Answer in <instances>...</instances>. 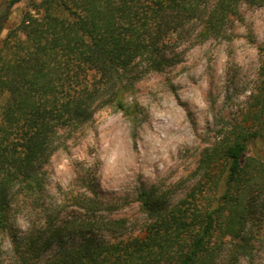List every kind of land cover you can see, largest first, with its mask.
I'll return each mask as SVG.
<instances>
[{"label":"trees","instance_id":"trees-1","mask_svg":"<svg viewBox=\"0 0 264 264\" xmlns=\"http://www.w3.org/2000/svg\"><path fill=\"white\" fill-rule=\"evenodd\" d=\"M25 1L35 4L10 24ZM252 4L264 0H0V232L11 241L0 264H237L250 255L245 234L264 215V84L244 122L205 149L185 198L173 205L155 188L140 193L147 223L138 234L95 216L104 202L90 198L84 231L65 220L20 237L14 206L41 188L63 131L103 106L132 113L137 81L175 63L168 51L190 26L225 37ZM110 228L109 239L97 232Z\"/></svg>","mask_w":264,"mask_h":264},{"label":"rangeland","instance_id":"rangeland-1","mask_svg":"<svg viewBox=\"0 0 264 264\" xmlns=\"http://www.w3.org/2000/svg\"><path fill=\"white\" fill-rule=\"evenodd\" d=\"M34 4L15 6L10 24ZM225 32L205 36L200 24L190 26L168 51L175 63L137 81L131 96L137 109L125 114L103 106L85 125L63 131L42 168L41 188L16 198L17 235H38L65 220L84 228L93 217L90 198L104 202L95 216L125 221L118 231L138 234L147 223L139 197L144 189L155 188L173 205L185 198L200 182L205 149L244 122L264 84V5L242 6ZM258 149L264 153L263 141ZM111 230L97 232L109 239ZM245 237L250 255L237 264H264V215ZM10 248L0 232L1 261L10 260Z\"/></svg>","mask_w":264,"mask_h":264}]
</instances>
